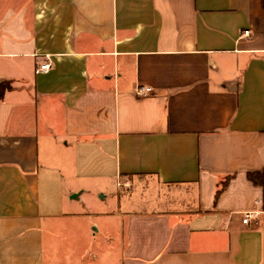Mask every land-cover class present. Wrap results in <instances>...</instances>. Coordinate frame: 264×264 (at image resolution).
I'll return each instance as SVG.
<instances>
[{"label":"crops","instance_id":"1","mask_svg":"<svg viewBox=\"0 0 264 264\" xmlns=\"http://www.w3.org/2000/svg\"><path fill=\"white\" fill-rule=\"evenodd\" d=\"M0 82V264H264V0H0Z\"/></svg>","mask_w":264,"mask_h":264},{"label":"rangeland","instance_id":"2","mask_svg":"<svg viewBox=\"0 0 264 264\" xmlns=\"http://www.w3.org/2000/svg\"><path fill=\"white\" fill-rule=\"evenodd\" d=\"M120 190H122L120 192L122 196H132L130 197L132 200H130V203L126 206L128 207L131 206L137 211L150 210L158 206L157 195L155 191H146V190H136L135 191V187H133L132 185L128 187L122 186ZM160 196L162 200L168 201V197H166L167 195L162 196L160 194ZM94 197L95 199L100 198V196L97 197V195H94ZM96 200L99 202V206L93 209V212H96L95 214L107 213L111 210H116L118 207L117 203L115 202L99 201L98 199ZM162 207H163V210H167V209L169 210V207L171 206L166 205ZM95 217H96L95 219L96 222H98L102 226V230H99V233H96L95 235H93L94 230H92V228H89L85 231L84 229L85 222L80 220L81 228H82L81 236H80L81 243L77 249L74 248V250H76L74 255H77L79 253V255L81 256L85 251H88L90 253L89 255H88V252L86 253L87 259H85V264H103L102 261L94 262L93 260H91L92 259L91 253L96 252V253H99L100 255H104L105 253H107L108 250L109 251L112 250V252H115V249H116V246H115L116 242L113 243L110 239L114 237V234L118 235V233L116 232V226L117 224L119 225V222L114 219L107 220V218H104L103 216H100V215H96ZM91 221L92 220H88V222H91ZM106 221L113 223L112 224L113 228L111 231H113L114 233L104 229L103 226L105 225Z\"/></svg>","mask_w":264,"mask_h":264},{"label":"built area","instance_id":"3","mask_svg":"<svg viewBox=\"0 0 264 264\" xmlns=\"http://www.w3.org/2000/svg\"><path fill=\"white\" fill-rule=\"evenodd\" d=\"M251 35L249 30L242 33L241 37H249ZM51 70V63L47 62L41 64L37 69V73H48ZM137 94L141 97H147L152 94V89L146 86H140L137 89ZM264 215V211H249L244 214L243 223L246 225H251L252 222L257 223V220Z\"/></svg>","mask_w":264,"mask_h":264},{"label":"trees","instance_id":"4","mask_svg":"<svg viewBox=\"0 0 264 264\" xmlns=\"http://www.w3.org/2000/svg\"><path fill=\"white\" fill-rule=\"evenodd\" d=\"M7 89H10V84L5 82H0V102L3 100V96ZM247 177L254 185L259 186L263 189V210H264V169L261 171L249 172L247 173ZM229 180H230V176L227 177L219 185V189L216 191L215 194V203L218 200L221 193L226 189Z\"/></svg>","mask_w":264,"mask_h":264},{"label":"water","instance_id":"5","mask_svg":"<svg viewBox=\"0 0 264 264\" xmlns=\"http://www.w3.org/2000/svg\"><path fill=\"white\" fill-rule=\"evenodd\" d=\"M73 199H78V194H74Z\"/></svg>","mask_w":264,"mask_h":264}]
</instances>
